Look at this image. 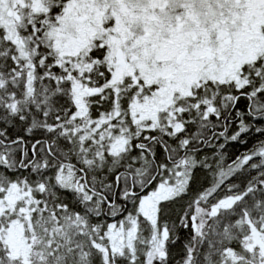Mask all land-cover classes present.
<instances>
[{
  "label": "snow or ice",
  "instance_id": "snow-or-ice-1",
  "mask_svg": "<svg viewBox=\"0 0 264 264\" xmlns=\"http://www.w3.org/2000/svg\"><path fill=\"white\" fill-rule=\"evenodd\" d=\"M0 264H264V0H0Z\"/></svg>",
  "mask_w": 264,
  "mask_h": 264
},
{
  "label": "trees",
  "instance_id": "trees-1",
  "mask_svg": "<svg viewBox=\"0 0 264 264\" xmlns=\"http://www.w3.org/2000/svg\"><path fill=\"white\" fill-rule=\"evenodd\" d=\"M253 143V141L249 142V146ZM230 152H238V151H243V146H237L236 148H229Z\"/></svg>",
  "mask_w": 264,
  "mask_h": 264
}]
</instances>
